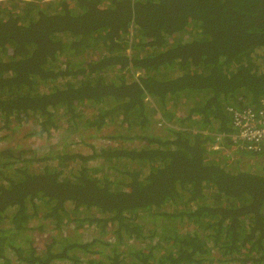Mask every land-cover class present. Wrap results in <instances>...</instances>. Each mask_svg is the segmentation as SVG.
I'll list each match as a JSON object with an SVG mask.
<instances>
[{"label": "trees", "instance_id": "16d2710c", "mask_svg": "<svg viewBox=\"0 0 264 264\" xmlns=\"http://www.w3.org/2000/svg\"><path fill=\"white\" fill-rule=\"evenodd\" d=\"M262 100L264 0L0 1V264H264Z\"/></svg>", "mask_w": 264, "mask_h": 264}, {"label": "built area", "instance_id": "2783aa9c", "mask_svg": "<svg viewBox=\"0 0 264 264\" xmlns=\"http://www.w3.org/2000/svg\"><path fill=\"white\" fill-rule=\"evenodd\" d=\"M255 108H258V110ZM255 108L229 107V111L233 115L232 127L234 130L228 133V136L239 141L241 146L250 150H260L262 147L264 148V100ZM43 136L47 138V141L51 138L46 134ZM221 136L226 137L225 134ZM218 139L220 140L221 138L219 137ZM212 147L219 149L221 144L217 142ZM48 232L53 234V231L50 229H48Z\"/></svg>", "mask_w": 264, "mask_h": 264}, {"label": "rangeland", "instance_id": "374dc122", "mask_svg": "<svg viewBox=\"0 0 264 264\" xmlns=\"http://www.w3.org/2000/svg\"><path fill=\"white\" fill-rule=\"evenodd\" d=\"M0 131V137L2 135H6L7 133H9L8 131ZM61 130L57 131L55 136L53 138H50L48 141H47V138L46 137H38V138H34V139H30L28 140V142L30 143H33V144H38V145H42L43 147H48L52 144H56L58 142H61L62 143V137L65 136L64 134L61 133V135H59V132ZM106 131L103 130L102 132L99 133V135L97 137H92V138H87L85 139L84 141H81L80 139H78L77 137H75V143H73L70 147L73 149V150H76L78 152H81V153H88L90 152V147H89V143H92L93 146H103V145H106V144H113L114 142L113 141H110L106 138L103 137V134L105 133ZM11 138H15V141L20 143L22 140H21V133H18L17 132L15 133V135ZM25 141H23L22 143H24ZM6 143V140H1L0 139V147H3L4 144ZM38 225L39 223H37V221H32L31 222V226L33 225ZM65 231H71V229L69 230V227L67 226ZM48 232V231H47ZM48 235H52L50 233H47ZM94 234V229L92 230L91 228L87 227V228H83L82 229V233H81V238L84 239V240H89ZM236 264V263H235Z\"/></svg>", "mask_w": 264, "mask_h": 264}, {"label": "clouds", "instance_id": "9594fccd", "mask_svg": "<svg viewBox=\"0 0 264 264\" xmlns=\"http://www.w3.org/2000/svg\"><path fill=\"white\" fill-rule=\"evenodd\" d=\"M0 1H2V0H0ZM158 118H159V117H158ZM158 118H157V119H158ZM158 125L163 127V125L165 126V125H167V124H165L163 121H161V122L158 123Z\"/></svg>", "mask_w": 264, "mask_h": 264}]
</instances>
